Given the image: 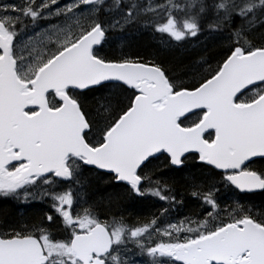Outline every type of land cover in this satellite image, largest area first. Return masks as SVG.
Listing matches in <instances>:
<instances>
[{
    "label": "snow or ice",
    "instance_id": "1",
    "mask_svg": "<svg viewBox=\"0 0 264 264\" xmlns=\"http://www.w3.org/2000/svg\"><path fill=\"white\" fill-rule=\"evenodd\" d=\"M0 198V264H264V0H0Z\"/></svg>",
    "mask_w": 264,
    "mask_h": 264
},
{
    "label": "trees",
    "instance_id": "2",
    "mask_svg": "<svg viewBox=\"0 0 264 264\" xmlns=\"http://www.w3.org/2000/svg\"><path fill=\"white\" fill-rule=\"evenodd\" d=\"M203 39V38H202ZM195 41L192 42V45H195ZM192 45L186 46V47H191ZM160 45L158 44L157 41L152 40L150 37L143 38L141 39L140 37H133L132 38V46L129 49L130 51H140L141 55H144L145 58L150 59L151 58V53L156 51ZM185 46L180 47L177 49V53H182L183 48ZM119 48H120V43L117 41L116 43L111 44L108 46V50L112 51L114 54H119ZM219 51V49H216ZM147 53V55H146ZM255 203L259 204L260 199L257 197L255 198ZM42 205L39 203H34L32 206H26V205H19V208H12V206H4L2 209H0V214L7 213L10 218L12 219H18L21 215L28 216L33 214L34 212L38 211L39 208ZM149 205H146L144 203L141 204H136L135 206H129L127 208L126 214L130 215H144L145 211L149 208ZM194 205L190 204L188 208H185V213H188L189 210L194 209ZM184 210V209H183Z\"/></svg>",
    "mask_w": 264,
    "mask_h": 264
},
{
    "label": "rangeland",
    "instance_id": "3",
    "mask_svg": "<svg viewBox=\"0 0 264 264\" xmlns=\"http://www.w3.org/2000/svg\"><path fill=\"white\" fill-rule=\"evenodd\" d=\"M62 2H63V0H62ZM117 42V41H116ZM116 42H114V43H116ZM191 118H194V117H191ZM144 204H146V205H149L150 207L145 211V213H144V215L142 216V215H135V216H133V215H130V214H126V212L124 213L125 215H130L131 216V220L132 221H135L137 218H144V217H150L151 216V214L154 212V211H156V208H158V207H160V203L161 202H157V201H155V199L154 198H149L148 200H146L145 202H143ZM136 205V204H135ZM135 205H131V206H135ZM4 207V206H3ZM182 211L184 212V214H187V213H185V209L183 210L182 209ZM137 261H138V264H141L142 263V261L140 260V259H137Z\"/></svg>",
    "mask_w": 264,
    "mask_h": 264
},
{
    "label": "flooded vegetation",
    "instance_id": "4",
    "mask_svg": "<svg viewBox=\"0 0 264 264\" xmlns=\"http://www.w3.org/2000/svg\"><path fill=\"white\" fill-rule=\"evenodd\" d=\"M3 206H12V208H19V203L16 201L5 200L0 198V209H2ZM137 259H140L142 261L141 264H143V258L137 257Z\"/></svg>",
    "mask_w": 264,
    "mask_h": 264
}]
</instances>
